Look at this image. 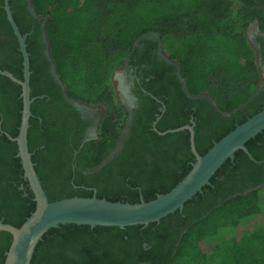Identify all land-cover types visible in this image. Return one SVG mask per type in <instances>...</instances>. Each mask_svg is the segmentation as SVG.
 Segmentation results:
<instances>
[{
  "label": "trees",
  "instance_id": "16d2710c",
  "mask_svg": "<svg viewBox=\"0 0 264 264\" xmlns=\"http://www.w3.org/2000/svg\"><path fill=\"white\" fill-rule=\"evenodd\" d=\"M2 4L3 0H0ZM10 4L21 33L27 35L30 95L34 98L28 145L50 201L74 196L92 197L91 186L96 187L98 198L130 203L142 199L149 201L170 191L191 169L195 156L191 151L189 130L160 135L151 130L155 120L152 114L147 124L140 125L139 132L142 135L152 133L155 138L150 142L143 137L139 142L142 150L154 156L155 167H141L138 161L141 149L137 145L124 155V162L111 177L95 180L91 175L80 173L81 177L71 183L60 182L53 170L48 147L52 142L51 132L44 127L48 119L43 118L41 122L39 118L44 117L40 106L45 100L40 96L49 94L54 98L59 88L53 82L50 63L44 54L43 22L59 77L68 94L83 102L88 103L69 89L65 81L74 57L86 53L93 45H99L105 57L110 59L124 54L125 59L135 51V41L152 32L160 38L182 31L193 35L185 56L178 61L181 76L190 94L210 95L224 112H232L246 102L260 82L256 51L249 41L248 29L257 22L264 30V0H32L34 16L28 13L27 0H10ZM111 18L117 19L113 33L105 30ZM4 47L10 61L1 60ZM0 66L23 79V56L1 6ZM178 83L179 96L168 107L164 119L158 121V131L176 129L188 124L191 115L197 117L192 100L181 88L182 83ZM21 91L20 84L0 74V221L17 227L36 208L34 193L18 156V144L7 135L15 137L19 132L23 107ZM155 94L162 99L160 92ZM96 100L105 103L108 109L98 138L86 142L78 152L77 165L82 170L92 169L105 160L125 121L123 107L114 103L109 87ZM263 108L264 105L252 106L232 113L233 119L227 118L223 127L212 131L206 146H197L199 153H206L215 142ZM198 128L197 125L195 130ZM246 147L254 159L242 149L238 150L234 158L228 159L213 175L210 184L187 201L182 210L148 225L124 228L60 225L50 229L39 242L32 264H156L158 246L164 243V239L174 237L179 245L174 256L161 259L164 264L183 260L188 264H208L212 250L219 254L213 264H246L229 251L226 244L228 240L240 242L245 238L261 248L259 257L250 264H264V222L259 220L264 215V186L244 194L247 187L240 185L249 167H258V161L264 160V130L251 138ZM250 178L257 176L250 175ZM255 181L253 186L261 184L263 179ZM11 241V233L0 231V264H4ZM143 242L150 246L146 251L141 247ZM112 243L137 244L140 252L132 254L126 249L124 256H107L104 249Z\"/></svg>",
  "mask_w": 264,
  "mask_h": 264
},
{
  "label": "flooded vegetation",
  "instance_id": "af4514ba",
  "mask_svg": "<svg viewBox=\"0 0 264 264\" xmlns=\"http://www.w3.org/2000/svg\"><path fill=\"white\" fill-rule=\"evenodd\" d=\"M27 1L29 5V0ZM0 6L5 10V0H3V4ZM28 10V13L33 16L35 15L30 10V7ZM22 18H25L24 10L22 11ZM44 26L43 22L42 31ZM248 37L256 51L260 71V82L255 86L254 92L247 101L232 112L222 111L208 94H190L186 81L181 76L178 61L171 58L163 50L161 38L157 33L152 32L139 37L133 46L135 51L132 53L130 52L124 59L121 65L120 76L118 77L119 87H121V97L123 96L120 105L125 112V121L119 129V136L114 147L110 150L105 160L96 167L88 170H82L78 167V152L86 142L98 138L105 110L100 106L88 104L68 94L57 70L56 72L61 82L57 79L52 70V62L46 53L47 44L43 37L45 43L44 54L50 63L49 72L53 82L59 88H57L54 98H51L49 94L40 96V98H45V100L40 106L41 113H43L44 117L39 116V118L41 122H43V118L48 119L44 127L48 130V133L51 132L50 137L52 142L48 147L52 156L53 170L61 179L60 182L71 183L75 179L81 177L80 173L91 175V177H94L92 179L95 180H104V178L113 176V171L124 162V155L132 152L137 145H140L141 149V144L139 142L140 138L145 137L147 141L153 142L155 136L152 133L142 135V132H139L140 125L147 124L152 114H154L155 120L152 122L151 130L157 131L160 135L170 132L169 130L164 132L158 131L157 124L158 121L164 119L168 107L177 100L180 91L178 87L180 86L178 85L179 81L182 83L181 88L185 91L187 97L192 100V109L197 112V117L191 115L189 123L183 125L192 126L196 148L197 146L200 148L206 146L212 131L223 127L227 118L233 119L232 113H238L252 106L258 107L264 105V30L260 29L257 22L249 26ZM3 59L7 61L11 60V57H9V54L5 51V47L1 50V60L3 61ZM155 92H160L162 99L159 98ZM197 125L199 128L195 130ZM184 129L189 130L187 128ZM189 133L191 136L190 130ZM162 144H166V142H162ZM140 153L141 156L138 161L141 167L143 166L145 169H151V167L155 165L153 164L154 156L152 153H147V151L142 149ZM251 159H254V157ZM258 163V167H249V170L245 172V176L241 179L240 185L247 187L243 193L251 192L264 186V160H260ZM250 175L257 176V178H255L256 180L263 179V182L253 186L256 181L255 179H251ZM89 188L92 190L93 196H96V187L91 186ZM237 194H240V192ZM181 236L182 233L180 238ZM178 245L179 241H176V237L164 239V243L158 246L155 252L156 264H164V262L161 261L162 258L174 256ZM141 247L144 251L150 248L147 242H143ZM139 248L137 244L123 245L112 243L104 249L106 251L103 253L105 255L108 254L107 256L117 258L119 255L124 256L126 249L132 254L139 253ZM138 264L149 263L143 262Z\"/></svg>",
  "mask_w": 264,
  "mask_h": 264
},
{
  "label": "water",
  "instance_id": "95a60500",
  "mask_svg": "<svg viewBox=\"0 0 264 264\" xmlns=\"http://www.w3.org/2000/svg\"><path fill=\"white\" fill-rule=\"evenodd\" d=\"M29 7L36 14L32 0H29ZM5 10L19 41L23 56V79H18L10 71L0 68V74L9 77L12 81L20 84L22 88L23 107L19 132L15 137L7 135L18 144V156L21 158L24 176L29 181L34 193L36 208L19 227L0 221V231H7L12 235L4 264H32L33 255L39 242L50 229L60 225L77 224L92 227L100 225L124 228L130 225H148L159 221L176 210H182L187 201L202 192L204 186L210 184L213 175L228 159H233L238 150L242 149L249 157L253 158L246 143L264 130V108L243 123L238 124L204 154L197 151L192 126L170 129V132L184 128L191 131L190 144L195 161L188 173L170 191L158 194L154 199L149 201L142 199L140 202L130 203L110 201L94 195L92 197H66L50 201L35 169L28 145V129L30 118L33 115L31 104L34 98H31L30 95L31 69L30 54L27 50V35L21 33L14 19L9 0H5ZM43 33L47 44L46 53L52 62V70L59 80L44 28Z\"/></svg>",
  "mask_w": 264,
  "mask_h": 264
},
{
  "label": "rangeland",
  "instance_id": "374dc122",
  "mask_svg": "<svg viewBox=\"0 0 264 264\" xmlns=\"http://www.w3.org/2000/svg\"><path fill=\"white\" fill-rule=\"evenodd\" d=\"M232 1L236 2V0ZM116 23L117 19L111 18L107 21L105 30L113 33ZM193 39V35L182 31L180 34H169L162 37L161 43L163 50L171 58L179 61L185 56L187 46ZM123 55L117 54L109 59L102 53L99 45H93L86 53L74 57L73 62L69 66L65 78L69 89L87 100L88 104L100 106L106 112L108 106L96 99L109 87L113 94L114 103L120 105L123 96L121 97V87H119L118 77L120 76L121 65L124 61ZM123 113L124 109L122 108ZM259 220L264 222V215ZM226 244H228V250L235 253L246 264H250L260 255V246L247 238L240 242L228 240ZM218 258L219 254L217 251H210L208 264H213ZM176 264L188 263L183 260L176 262Z\"/></svg>",
  "mask_w": 264,
  "mask_h": 264
}]
</instances>
